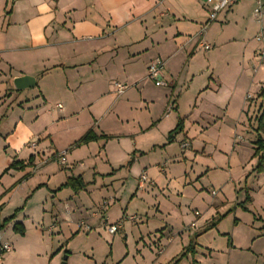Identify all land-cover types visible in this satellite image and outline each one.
Instances as JSON below:
<instances>
[{"label": "crops", "instance_id": "1", "mask_svg": "<svg viewBox=\"0 0 264 264\" xmlns=\"http://www.w3.org/2000/svg\"><path fill=\"white\" fill-rule=\"evenodd\" d=\"M240 1L220 13L219 20L210 23L201 36V27L208 20L206 0H0V225L4 229L3 239L12 244L11 251L5 254L4 264H59L61 241L59 236L54 237L56 229L63 234L64 228L74 223L79 225V221L89 225L90 221L93 225L94 222L101 224V217L92 208L105 202L99 199L92 204L91 200L88 205V196L83 193L91 194L88 189H71L65 192L66 198L58 197V192L50 197L47 194L42 204L37 206L35 200L36 205H30L36 193L52 185L51 178L56 176L49 164L52 161L50 156L53 154L57 160L59 152L69 148L90 129L97 135L113 136L114 151L108 152L110 139L104 138L70 150L72 160L69 161L67 154V163H60L58 169H67L73 164L75 169L62 174L61 184L74 176L84 179L86 162L94 159L93 166L88 169L95 170L101 154L106 157L107 168L111 170L126 166L134 156V161L129 164L132 170L149 154L156 157L155 164L160 163L176 141L187 140L192 160L206 161L200 175L194 172V177L198 175L194 181L184 171L182 187L178 190L181 196L176 202L181 209L182 190L190 184L196 187L195 184L211 171L224 169L217 165L214 155L226 151L211 131L228 126L236 137L240 120L245 112L249 115L252 104L257 119L264 107V83L256 76L262 68L259 53L264 50V45L242 38L243 33L239 40L225 34L224 22L238 15ZM203 39L212 45L211 49L202 47ZM224 46L228 47L227 51ZM156 58L165 62L167 86H157L147 75L150 61ZM22 76L33 79L16 81ZM117 83L127 85L122 94L118 92ZM253 87L254 93L250 90ZM171 102L174 108L168 112ZM180 119L184 121L183 130L170 140L169 133ZM234 136L232 150L238 152L241 143ZM33 137L39 138L38 156L34 152H25ZM253 154L254 151L248 162L258 161ZM45 156L50 157L48 161L37 172H31V165ZM16 161L24 162L25 167L10 168ZM79 169L80 173L76 175L75 170ZM157 169L152 162L151 169L143 166L138 189L143 173L149 184L157 185L162 174ZM228 169L231 171L230 165ZM163 173L167 177V170ZM251 176H247V190L243 196L238 193L231 198L225 194L215 197V213L199 227L201 213L196 211L190 216V209L185 208V216H190L186 227L190 232L197 228L193 231L194 238L198 235L196 244L200 236L220 230V222L233 208L251 212L249 205L254 202V185L249 187ZM30 189L34 191L32 195ZM21 195L30 198L23 203L19 199ZM248 196L250 201L244 202ZM13 197L18 199L17 205H10ZM234 200L237 201L234 203ZM10 206H22V211L14 213L9 220L12 217ZM159 209L160 206L158 211L162 212ZM75 213L79 215L78 220L73 219ZM122 219L124 217L113 220L105 213L102 228L106 230V224ZM123 220L116 233L106 230L111 240L115 241L119 231L124 232L120 238L126 236ZM261 221L263 233L259 235L264 236L262 217ZM211 222L217 224L207 229ZM241 222L242 219L235 218V226ZM15 224L24 229V234L15 230ZM52 225L55 226L50 229ZM163 229H166L162 234H167V243L158 244L159 250L163 248V251L152 264H164L166 253L179 238L177 233L181 235L183 232ZM32 230L36 233L35 239L29 238ZM141 236L140 239H144L145 235ZM193 236L181 239L176 246L179 253L165 264H172L194 239ZM154 239L157 235L151 232V242L155 243ZM238 247L230 235L225 251L232 253ZM217 251L220 252L208 247L203 256L212 259ZM127 256L116 259L117 263L125 264ZM193 260L202 264L196 258Z\"/></svg>", "mask_w": 264, "mask_h": 264}, {"label": "rangeland", "instance_id": "2", "mask_svg": "<svg viewBox=\"0 0 264 264\" xmlns=\"http://www.w3.org/2000/svg\"><path fill=\"white\" fill-rule=\"evenodd\" d=\"M255 7V0H241L238 3V15L231 17L229 22H224L226 25L225 34L227 37H236L239 40L243 33L242 38H246V40L261 46L264 45V39L259 41L256 38L260 30L264 29V15L262 21H258L253 14ZM227 50L228 47H226V51ZM256 76L264 83L263 67L257 72ZM254 88L255 87L250 89L252 93L256 92ZM253 101L254 100H252V102ZM255 115L253 103L250 107L249 115L246 114V112L243 114L235 132L236 137L234 134L232 135L231 132H233V130L228 126H223L221 130L217 129L218 133L217 130L211 131V134L217 137L218 141L222 143L224 151H226V153L214 155V160L217 162V165L224 169L211 171L206 178L202 181L200 180L198 184H195L196 187L190 184L185 190H182L184 195L181 201V209H179V204L176 202L179 195L181 196L178 190L182 187V176L184 171H187L189 175L193 177L192 180L194 181L195 178L202 173L200 170L202 169V164L205 163V159H197V162L192 160V156L189 154V148L184 153L181 141L178 140L174 143L170 150L164 155V158L161 159L160 163L156 162L155 164L153 161L156 157H151V154H149L147 157L141 159L138 163V167L135 166L132 170L130 169L129 163L118 170H111L112 168L108 169V164L106 163L107 159L104 154H101L99 158H97L99 160H97L98 167L95 170H89L88 166H93L91 164L95 160H88L85 164L86 172L84 173V181L87 183L85 189L90 190L91 194L86 191H83V193L88 196V205L91 200L93 202L92 204L97 203L99 199L100 201L107 202L105 205H94L92 208V210H96L99 217H101L100 225L102 226L96 222H94L93 225V222L90 221V225L93 226L90 231H87L84 227L80 228L79 225L75 223V225H70L71 227L69 228H64L63 230L65 232L63 234L56 229L54 237L59 236L58 238L61 241L58 250V256L60 258L59 264H63L65 255H68L67 264H118L116 259L127 256L129 252L130 255L127 256L125 264H135L136 261H138L139 264H152L155 258L159 256L158 244L161 243L164 245V243H167V234H162V231L166 229L163 228L167 227V231L169 228H173L177 230V232L183 231L181 235L177 233L179 238L173 243L172 249L166 253L163 260L165 264L179 253L176 247L177 244L179 245L181 243L179 241L189 238L190 235L192 237L193 231L197 230V228H192V232H190L189 228L186 227L189 223L190 216L195 215V212L199 211L202 216L197 227L203 225L207 219L212 217L211 214L215 213L213 210V199L215 197L225 194L231 198L233 196L236 197L238 193L239 196H243L244 191L247 190L246 179L248 174L253 175L251 176L252 179L249 183V187L254 185V202L249 205L251 212L243 211L242 209L236 211L237 209L233 208L232 212L220 222V230L206 233L200 236V238H197V244L195 246L198 252L194 255L189 253V255L182 259L180 264H197L195 260H193L195 258L200 260L202 264H264V236L259 235L263 233V229H261L263 224L261 217L264 220V170L259 171L257 169L259 159L258 161H254V163L247 161L250 153L255 151L254 148L257 146L255 141L258 140L260 136L256 131L258 119ZM233 136L235 139L238 138V142L241 143L238 152L232 150L235 144ZM262 136L264 139L263 133ZM115 140H117V138ZM109 142L108 152L110 153V151H114L116 145L113 139H110ZM37 150L38 147L33 149L27 146L25 152H34V154L38 156ZM50 157H52V161H50L49 164L53 166L52 169L55 170L56 176H52L51 178L52 185H48L49 187H44L42 191L36 193L35 197L32 199V201H34L30 203V205H36V201H38L37 206L40 203L42 204V202L46 201L45 196L47 194H49L50 197L55 192L60 193L58 197L66 198L67 193L65 192L71 191V188H62L64 183L61 184V179L62 174H65L66 171L75 169L74 164L67 169H58L61 163L60 158L57 157V160H55L53 154ZM50 157L47 158L45 156L40 158L37 164L41 163L40 166L45 164ZM257 157L260 158V155ZM71 160L72 156L69 155V161ZM151 162L153 167L155 165L160 172H162L161 177H159L157 185H151L147 182L146 188L138 189L139 174L144 165L151 169ZM229 165L231 166V171L228 169ZM162 170H167V177ZM96 171L97 173L94 175ZM194 172L198 174L196 177L193 176ZM75 173L78 175L80 169L75 170ZM94 177H96L95 182ZM168 177H171V180H168ZM53 185H57L56 188H54L55 191L50 188ZM24 187L25 186H23V188ZM32 189L29 190L30 195H32L37 188H34V191ZM213 191H215V194H213ZM19 192H21V189ZM26 195H21L19 197L20 201H23V203L24 201L26 202ZM13 198L11 199L10 205L13 203L16 204L18 200L15 197ZM52 198L53 197H51V199ZM239 199L241 200V198ZM235 201L237 200H234V203ZM71 205L75 207L73 202H71ZM159 206V210H162V212L158 211ZM236 206L238 207V205ZM187 207L188 210L190 209L189 217L185 216V208ZM9 209L12 216L14 213L22 211V206H15L13 208L10 206ZM90 212L91 211L87 213ZM76 213L73 218L74 220L79 219V215L77 216ZM105 213L113 220L124 217L126 229V236L125 234L123 235L124 239L120 238L124 233L123 231H119L116 234L115 241L110 239L111 236L102 228L104 227L102 219ZM254 214H256V217H259V220ZM132 215L138 217V219L133 221L130 219ZM236 217L242 219L239 226H235ZM233 227H236L235 232L233 231ZM70 228H72L73 233L70 232ZM151 232L152 235H157V239L159 238V240L154 239L155 243H153V241L151 242ZM142 234L145 235L144 239H140ZM28 235L30 236L29 238H33L36 233L32 230ZM108 235L110 237H108ZM230 235L235 238V242L239 246L238 249L232 253L224 249L228 245V237ZM33 239H35V237ZM33 239H31L32 244H34ZM208 247L220 250V252H215L216 255H213L214 258L212 259H205L203 253L208 250Z\"/></svg>", "mask_w": 264, "mask_h": 264}, {"label": "built area", "instance_id": "3", "mask_svg": "<svg viewBox=\"0 0 264 264\" xmlns=\"http://www.w3.org/2000/svg\"><path fill=\"white\" fill-rule=\"evenodd\" d=\"M238 0H206V6L208 7V20L202 25L201 30L199 32V35L203 36L206 32L207 27L210 23L217 20L220 13L223 11L228 10L230 7H232ZM256 1V7L254 8V17L258 21H262L263 14H264V0H255ZM257 40L261 41L264 39V29H261L259 34L257 35ZM202 47L206 50L211 49L212 45L206 40L203 39L202 41ZM260 62L264 69V50L260 51ZM164 69H165V62L161 58H156L150 61L148 68H147V75L150 80H152L157 86H167L168 82L164 77ZM127 88V85L123 83H117V89L119 94H122ZM251 96L249 95V98ZM59 107L61 105L59 104ZM174 108V103L171 102L168 107V112H170ZM39 145V138L34 137L31 138L29 141V147L36 149ZM190 147V142L185 140L182 142V149L186 151ZM68 148L62 150L59 152L58 157L61 160V164L65 165L67 163V154H68ZM47 161V160H46ZM45 161V162H46ZM165 166V165H164ZM40 167V163H33L31 165V172L35 173L38 171ZM147 175L145 173L141 174L139 187L143 188L144 184L147 182ZM213 194H215V191H213ZM106 202L103 204L105 205ZM66 210L69 212V206L66 205ZM130 219L136 220V216H130ZM123 222L122 220H118L114 223H108L106 224V230L110 233H116L122 226ZM194 225V224H193ZM55 225H52L50 229H52ZM79 227H84L87 231H90L92 227L87 224L85 221L79 222ZM12 244L6 240L3 239L2 236V228L0 227V264H4V256L7 252L11 251ZM163 251V248L159 250L161 253Z\"/></svg>", "mask_w": 264, "mask_h": 264}, {"label": "trees", "instance_id": "4", "mask_svg": "<svg viewBox=\"0 0 264 264\" xmlns=\"http://www.w3.org/2000/svg\"><path fill=\"white\" fill-rule=\"evenodd\" d=\"M184 127V121L183 119H180L178 121V124L176 126L175 129H173L170 133H169V139H173L174 136L177 133H180L183 130ZM256 131L259 133V139L255 141V144L257 145L253 154V157H257L260 155L259 158V163L257 166V169L259 171H263L264 170V139L262 136V133L264 134V107L262 109V112L260 114V116L258 117V125L256 128ZM100 138H104V139H111L113 138V136L111 135H97L93 129H90L87 133H85L81 138H79L77 141H75L73 144H71L68 148V151L80 147L82 145L88 144L92 141H96ZM33 156L30 157V160L32 161ZM134 161V156H132L129 164H131ZM30 163V161L28 162V164ZM17 165H20L21 167H25V163L22 161H16L14 163H12L11 167H16ZM30 165V164H29ZM87 186V183L84 181V179L82 178V176H74V177H70L67 182L62 186L63 187H67V188H71L74 191H80L85 189ZM250 201V197L248 196L246 198V200L244 202H248ZM243 202V203H244ZM12 217L9 218L12 219ZM8 221V220H6ZM217 223L216 222H211L208 226L207 229H211L213 228ZM0 227L2 228V225H0ZM15 230L21 234H24V229L22 227H20L18 224H15ZM198 235L195 236V238ZM195 238L193 240H191L190 244L185 248L184 252L181 253L179 255V257L177 259L174 260L173 264H180V262L182 261V259L184 257H186L187 255H189V253L191 254H195L196 253V242H195Z\"/></svg>", "mask_w": 264, "mask_h": 264}, {"label": "water", "instance_id": "5", "mask_svg": "<svg viewBox=\"0 0 264 264\" xmlns=\"http://www.w3.org/2000/svg\"><path fill=\"white\" fill-rule=\"evenodd\" d=\"M31 79H33V78H31L30 76H22V77L17 78L16 81L31 80ZM63 264H67V255H65V257H64Z\"/></svg>", "mask_w": 264, "mask_h": 264}]
</instances>
